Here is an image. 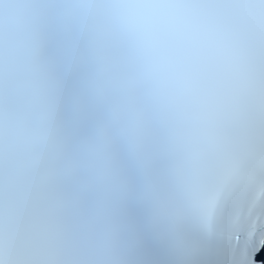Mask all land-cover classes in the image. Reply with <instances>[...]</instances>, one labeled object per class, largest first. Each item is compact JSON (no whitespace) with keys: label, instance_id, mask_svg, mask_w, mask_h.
Segmentation results:
<instances>
[{"label":"snow or ice","instance_id":"snow-or-ice-1","mask_svg":"<svg viewBox=\"0 0 264 264\" xmlns=\"http://www.w3.org/2000/svg\"><path fill=\"white\" fill-rule=\"evenodd\" d=\"M0 264H264V0H0Z\"/></svg>","mask_w":264,"mask_h":264}]
</instances>
